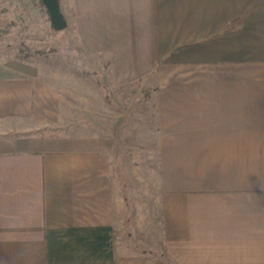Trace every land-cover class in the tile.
<instances>
[{
    "label": "crops",
    "instance_id": "0c3cea01",
    "mask_svg": "<svg viewBox=\"0 0 264 264\" xmlns=\"http://www.w3.org/2000/svg\"><path fill=\"white\" fill-rule=\"evenodd\" d=\"M59 5L79 55L0 59V264H264V0ZM148 104L156 240L114 167Z\"/></svg>",
    "mask_w": 264,
    "mask_h": 264
},
{
    "label": "rangeland",
    "instance_id": "374dc122",
    "mask_svg": "<svg viewBox=\"0 0 264 264\" xmlns=\"http://www.w3.org/2000/svg\"><path fill=\"white\" fill-rule=\"evenodd\" d=\"M67 42L70 44L68 52ZM53 46L59 50L62 48L64 54L79 55L81 51L79 47L73 46L72 39L57 37L40 0H0V59L8 63L29 61L48 72ZM146 107L143 120L131 121L136 128H124L131 133L118 136L114 167L122 186V231L129 238L146 237L148 229L149 237L156 240L159 237L160 218L155 129L152 106L148 104Z\"/></svg>",
    "mask_w": 264,
    "mask_h": 264
},
{
    "label": "water",
    "instance_id": "95a60500",
    "mask_svg": "<svg viewBox=\"0 0 264 264\" xmlns=\"http://www.w3.org/2000/svg\"><path fill=\"white\" fill-rule=\"evenodd\" d=\"M44 7L46 8L51 27L54 30H61L66 26V21L61 13L59 0H41Z\"/></svg>",
    "mask_w": 264,
    "mask_h": 264
},
{
    "label": "trees",
    "instance_id": "16d2710c",
    "mask_svg": "<svg viewBox=\"0 0 264 264\" xmlns=\"http://www.w3.org/2000/svg\"><path fill=\"white\" fill-rule=\"evenodd\" d=\"M40 3L43 5V3L41 2V0H40ZM44 6V5H43ZM46 9V8H45ZM47 11V10H46ZM48 13V12H47Z\"/></svg>",
    "mask_w": 264,
    "mask_h": 264
}]
</instances>
